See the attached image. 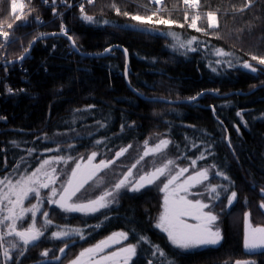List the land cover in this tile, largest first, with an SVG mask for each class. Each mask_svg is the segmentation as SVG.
Here are the masks:
<instances>
[{"label":"trees","instance_id":"16d2710c","mask_svg":"<svg viewBox=\"0 0 264 264\" xmlns=\"http://www.w3.org/2000/svg\"><path fill=\"white\" fill-rule=\"evenodd\" d=\"M16 2L23 4V9L18 8L14 14L11 0H0V31L14 34L16 41L0 49V63L20 58L41 34L61 33L62 25L79 52L73 50L68 38L54 35L35 43L21 61L22 68H17V63L0 67V74L10 71L8 85L0 84V119L4 118L0 122V179L26 168L33 171L50 158L57 162L61 183L80 157L97 152L100 159H113L121 148L132 145L109 171H104L106 187L132 163L147 138H168L170 144L164 156L191 170L208 168L210 179L205 184L223 183L230 190L222 193L221 200L212 207L223 235L217 246L181 253L170 244L167 235L155 227L162 205L159 184L139 192H122L118 203L91 215L63 213L45 201L36 216V227L43 230L41 213L49 212L52 226L46 230L45 238L35 247L17 249L9 247L7 241L18 238L5 236V242L0 244V264H65L82 249L118 230L128 233L127 244L137 245V255L130 264H160L163 258L152 256L151 245H159L175 264H235L237 260L264 264V253L250 254L243 246L244 214H251L254 225H264L260 209L264 202V120L259 119L264 117V65L259 64V58H264V0H198L196 8L184 0H162L160 5L154 0ZM125 12L129 15L125 16ZM209 12L218 18L216 27L209 26ZM16 15L21 16V21L15 19ZM82 15L93 16L98 22H84ZM131 15L152 16L153 24L142 27L175 32L184 41L195 37L193 47L197 50L185 54L184 49H172L171 37L115 26L136 23ZM197 17L196 28L201 31L190 27ZM161 18L174 23L155 25L154 21ZM8 24H13L11 30ZM112 46L127 49L128 68L126 55L118 47L100 57L81 54L102 53ZM217 49L231 55L218 57ZM253 56L258 59L253 60ZM217 60L222 63L216 64ZM225 60L235 66L223 63ZM244 62L259 67L258 72L243 69L240 65ZM211 67L217 71H211ZM9 88L14 94L9 93ZM133 88L140 95L130 90ZM233 91L241 93L222 96ZM202 92L206 93L199 99L184 103L142 98L181 100ZM238 112L242 117L237 116ZM98 122L107 127L98 128ZM97 140L103 143L96 144ZM12 141L18 142L19 148H13ZM188 141L210 143L214 155L205 152L208 158L198 160L192 168L191 160L204 148H193ZM29 150H34L31 155ZM57 157L63 159L57 161ZM213 164L215 169L211 168ZM215 171L224 173L232 184L216 178ZM101 190L88 185L78 198H88ZM231 191L237 192V198L231 207H225ZM48 193L49 189L41 190L42 195ZM36 203L30 197L24 207ZM0 215L3 219L5 212ZM9 223L1 224V232L8 231ZM31 224L29 213L17 221V230ZM57 225L80 228L85 238L48 239L52 232L60 230ZM139 237H147L150 244L139 243ZM65 243L69 247L65 248ZM4 248L9 249V257L3 255ZM61 248L65 252L60 256ZM45 251L47 257L42 255Z\"/></svg>","mask_w":264,"mask_h":264},{"label":"snow or ice","instance_id":"6c2138e0","mask_svg":"<svg viewBox=\"0 0 264 264\" xmlns=\"http://www.w3.org/2000/svg\"><path fill=\"white\" fill-rule=\"evenodd\" d=\"M47 2V0H45ZM154 2L159 3L160 0H154ZM198 0H184L185 4L196 3ZM88 3H92V0H88ZM247 7V5H246ZM23 9V4H17L16 0H11V9L15 14L17 9ZM81 12L83 13V5L80 6ZM119 13V9H117ZM55 14V13H54ZM125 16H128L129 13L125 12ZM156 15V13H153ZM210 27H216V14L213 12L208 13ZM187 18V17H186ZM15 19L21 21V16L16 15ZM82 21L88 23H97L98 21L90 15H82ZM197 18L192 20L190 27L196 28ZM131 20L136 23L125 24V25H115L116 27H122L127 30H136L141 31L148 35H163L165 37H171L174 43L171 45L172 49L179 51L180 49L187 51L195 52L197 49L193 47V42L195 37L187 41L181 40V38L175 32H159L155 27H142L143 25L153 24L152 16L147 18L140 15H131ZM39 22V21H38ZM27 21H22V24H26ZM108 24V21L104 22ZM174 23L168 19H157L154 21L155 25H171ZM21 26V25H17ZM183 27V25H180ZM7 28L11 30L13 24H8ZM197 31L201 29L196 28ZM62 35H66V30L61 26ZM52 35H56L53 33ZM44 34H41V38ZM0 37L3 38L4 43L0 44V49L6 48L9 44L15 43V36L10 35L9 31H0ZM71 41V37H68ZM35 43V40L32 42ZM73 50L79 52V49L76 47L75 42H72ZM29 49L24 50V54L20 57V60L27 58ZM127 53V49H123ZM111 49H107L105 54L110 53ZM86 55V54H85ZM215 55L218 57H227L231 53L225 52L223 49H217ZM253 60H257L258 57L253 56ZM12 63H15L13 61ZM216 64H221V60L215 61ZM223 63H227L230 67L235 65L231 61L225 60ZM259 64L264 65V58H259ZM243 69L255 73L257 69L250 65L247 62H244L240 65ZM211 71L216 72L215 67H211ZM135 92V89H130ZM10 94L12 89H8ZM137 95H140L137 93ZM204 93L198 94L190 99L189 102L197 100L200 96H203ZM149 102L160 101L159 97H142ZM167 102V101H164ZM237 116L242 117V113L238 112ZM260 120H264V117H260ZM222 123V122H221ZM247 126V125H245ZM98 128L107 127L106 124L99 123L97 124ZM124 125L121 126V131L124 129ZM239 132V128L236 129ZM202 135L207 136L206 132H202ZM46 139V138H45ZM193 148H200L203 146L204 151L200 153L195 159L191 160V167L195 168L198 160H205L208 157L205 156V152L209 156L214 155L212 151V145L210 143L200 145L188 141ZM13 148H19V143L16 141L11 142ZM96 144H101L103 141L97 140ZM170 141L168 139H160L159 143L155 144L152 147H149V141H144V151L143 154L137 159L131 168L123 174V177L113 184L111 188L103 191L101 195L95 199L88 200L86 203H76L70 202L73 197L77 196V193L81 192V189L84 188L85 184L88 181L92 180L93 177L97 176V173H100L102 170L109 169L112 165L115 164L116 160L123 156L132 145H128L126 148H121L115 153V157L111 160L105 161L101 160L98 164L92 166L91 170L87 173H81L79 170L81 168L80 164L76 165L71 172V178H69L65 183L61 184L60 189L55 186L58 181V177L54 175L56 169L53 168L51 172L45 171V167L51 165L54 161L45 159L40 164L38 168L34 171H31L30 174L21 175L20 179L12 182L8 177L0 179V184L4 185V188L7 191L0 190V212H5L7 215L3 216V219H0V224H3L4 221H10L7 225V232H0V244L4 243L5 236H14L18 238L16 241H7L9 247L11 248H27L37 246L46 236V230L52 226V221L48 218L49 212L43 211L41 215L44 218L43 230L36 227V216L40 212V209L45 201L49 204L56 206L63 213H80L84 215H91L100 212L102 209H108L113 204L119 202V196L122 192H139L142 189L148 188L153 185L159 186L162 184L163 187L160 189L165 192L164 199V212L158 219L155 227L160 229L163 233L167 234V240L170 244L181 253L188 252L192 249L198 247H208L216 246L221 243L222 233L218 227H216V222L219 217L217 214H214L212 207L215 201H220L222 193H228L229 187L225 184L220 185H211L205 184L209 181V169L202 168L200 170L194 171L192 174L188 175L186 178L181 180V177H184L185 173L189 172L188 167L179 168L175 160L169 159L160 167H155L150 172H143L139 174L138 177L133 176L132 169L136 168L145 157L150 155H163L165 149L168 148ZM69 147H74L70 145ZM229 147L231 144L229 142ZM32 151L29 150V155L32 154ZM98 155L97 152H92L88 156V164L91 165L92 161ZM187 159L188 157H183ZM23 159V158H21ZM62 157H57L56 160H62ZM71 159V157H69ZM19 167V165H17ZM212 169L216 168V165H211ZM79 175V179L77 178ZM214 176L216 178H221L224 181H227L228 185L232 184V181L220 171H215ZM131 178V179H130ZM163 178V179H162ZM98 183H103L102 179L98 178ZM203 185V191L192 192L190 189L196 188L197 186ZM255 188V185H253ZM41 189H49L47 195L41 194ZM264 194V189L261 190ZM184 193V195H181ZM191 194L193 196H205L208 199V203L204 202L202 199H188L187 195ZM30 197H33L37 200L36 204H32L30 207H23L24 201L28 200ZM58 197V198H57ZM237 198V192L231 191L230 195L227 196V205L225 207H231L234 201ZM7 201V206L4 205V202ZM19 207V212L17 208ZM205 209H208L205 211ZM260 209L262 214H264V202L260 204ZM31 214L32 224L24 230H17V221L24 220L26 214ZM251 214L246 212L244 214L245 221V231H244V241L243 246L247 253H255L260 251L264 253V225H253L250 219ZM184 217H188L196 221V223H188ZM60 230L52 232L51 236L48 239H60L64 238H74L78 237L79 239H84L82 230L80 228H71L66 226H56ZM127 232H116L112 233L110 236L106 237L104 240L97 242L95 245L82 250L78 256L71 261V264H130L133 258L137 255V245L129 244L126 247H121L116 251H110L105 253L106 249H109L113 244H119L121 240H127ZM139 243H149L147 237H139ZM69 247L65 243V248ZM65 248H61L60 252L64 253ZM152 256H157V254L163 259L160 261V264H175V261L168 257V254L160 248L159 245H151ZM103 253V254H102ZM24 253L21 252V255ZM3 255L9 257V249L4 248ZM44 257L48 256V251H45L42 254ZM59 259V257H57ZM149 264H152L149 261ZM235 264H256L255 261H239L237 260Z\"/></svg>","mask_w":264,"mask_h":264},{"label":"rangeland","instance_id":"374dc122","mask_svg":"<svg viewBox=\"0 0 264 264\" xmlns=\"http://www.w3.org/2000/svg\"><path fill=\"white\" fill-rule=\"evenodd\" d=\"M161 3H162V0H160V2H159L158 4L160 5ZM194 4H195L194 7L196 8L197 5H198V2H196V3H194ZM190 6L193 7V4H191ZM197 16H198V15H197ZM208 20H209V17H208ZM217 20H218V18H217V16H216V24H217ZM209 24H210V21H209ZM249 64L252 65L253 67H255V68L257 69L256 72H258L259 67H257L256 65H254L253 63H250V62H249ZM256 72H255V73H256ZM161 139H168V138H161ZM146 140L149 141V147H152V146H154L155 144L159 143V140H160V139H158V140H154V139H152V138H147ZM168 140H169V139H168ZM169 141H170V140H169ZM125 148H126V147H125ZM128 150H129V149H128ZM143 151H144V142L141 144L140 149H139V151H138V153H137V156H136L135 159L132 161V163H131L130 165L127 166L126 170H125L121 175H119V177H118V178H117L112 184H110V185H108V186H106V187L104 186L105 176L103 175V173H104V171H109V170L111 169V167H110L109 169H105V170H102L100 173H97V176H96V177H93V179L90 180V181H88V183L85 184V186H84V188L87 187L88 185H91L92 188H98V187H100V188H102L101 191H99V192L96 193L95 195H92V196H90V197H88V198H84V199H79V198H78L79 193H77V196H76V197H73L72 201H70V202L86 203L88 200L95 199L96 197H98L99 195H101L103 191L107 190L108 188H111L115 182H118V181L123 177V174L126 173L127 170H128L129 168H131V166H132L134 163H136L137 159H139V157L143 154ZM165 151H166V149H165ZM165 151H164V153H165ZM127 152H128V151H127ZM127 152H126V153H127ZM91 153H92V152H91ZM91 153H89V154L86 155V156H82V157H80L78 160H76V162L70 167L69 172H68V174H67V177H66V179H65L63 182L59 183V182L57 181V184H56L55 186L58 188V190L60 189L61 184L65 183L69 178H71V172H72V170H73L74 168H76V165H77V164H80V165H81V168H80V170H79L81 173H87L88 171L91 170L92 166L98 164L101 160H105V161L111 160V159H106V158L100 159V158H99V154H98V155L95 157V159L92 161V164L89 165V164H88V156H89ZM126 153H125V154H126ZM125 154H124V155H125ZM124 155H123V156H124ZM121 157H122V156H121ZM121 157H119V158H121ZM119 158H118V159H119ZM118 159H117V160H118ZM169 159H172V160H175V161H176V159H174V158H170V157L168 158L167 156H164V154H163V155L157 154V155H155V156L150 155V156H148V157H145L144 160L141 161L140 164H138L136 168L132 169V171H133V176H134V177H138V175H139V174H142L143 172H150V171H152L155 167H160V166H162V165H163L164 163H166L167 160H169ZM44 160H45V159H44ZM48 160H52V159L48 158ZM42 162H43V161H42ZM42 162H41V163H42ZM41 163H40V164H41ZM177 165H178L179 168H183V167H188V168H189V172H188V173H185V174H184V177H181V180H183L184 178H186L188 175L192 174L194 171H197V170H191L190 166H184V165H179V164H177ZM39 166H40V165H39ZM39 166H38V167H39ZM56 166H57V162H53L51 165L46 166L44 170H45V171H48V172H51V170H52L53 168H55V169H56V172L54 173V175L57 176V177H58V180H59V175H60V174H59V170H57L58 168H57ZM38 167H37V168H38ZM26 169H27V168H26ZM26 169H24V170H22V171H20V172L15 171L14 173H12V174H10L9 176H6V177H8L12 182H15L16 180L20 179V176H21V175H27V174H30V173H31V171H27ZM34 170H35V169H34ZM34 170H33V171H34ZM198 170H200V169H198ZM209 176H210V173H209ZM3 178H4V177H3ZM3 178H1V179H3ZM77 178H78V179L80 178L79 175H78ZM98 178H99V179H102V180H103V183H98ZM130 179H131V178H130ZM162 179H163V178H162ZM0 186H1V187H0V190L7 191V189L4 188V185L0 184ZM162 187H163V185L161 184V188H162ZM84 188H83V189H84ZM203 188H204L203 185H201V186H197L196 188L190 189V193H192V192H198V191H203ZM83 189H81V191H82ZM41 190H44V189H41ZM160 191H161V190H160ZM91 192H94V191L92 190ZM161 193H162L161 212H160V214H159V216H158V218H157L156 223L158 222V219H159V217L161 216V214L164 212V199H165V195H166V193L163 192V191H161ZM88 194H89V192L87 193V195H88ZM181 195H184V193H181ZM57 198H58V197H57ZM187 198H188V199H202L204 202L208 203V201L206 200V198H205L204 196H193V195H191V194H188V195H187ZM25 201H26V200H25ZM25 201H24V202H25ZM4 205L7 206V201L4 202ZM23 207H24V204H23ZM207 210H208V209H205V211H207ZM17 212H19V207L17 208ZM1 213H2V212H0V214H1ZM214 214H215V213H214ZM5 215H7L6 211H5ZM0 219H1V215H0ZM184 219H186L188 223H196V221H194V220L191 219V218L184 217ZM251 222H252V221H251ZM244 224H245V221H244ZM252 224H253V223H252ZM253 225H254V224H253ZM216 227H218V228L220 229L221 233H222L221 227H220V225H219V219H218V221L216 222ZM0 232H1V224H0ZM116 232H121V230L114 231V232H112V233H116ZM123 232H124V231H123ZM112 233H111V234H112ZM111 234L107 235L106 237L110 236ZM165 234H166V233H165ZM166 235H167V234H166ZM106 237L100 239L99 241L104 240ZM222 239H223V235H222ZM99 241H98V242H99ZM221 241H222V240H221ZM96 243H97V242H96ZM96 243H95V244H96ZM95 244H93V245H95ZM93 245H90V246H88V247H86V248H89V247H91V246H93ZM127 245H129V244L126 243V240H121V242H120L119 244H113V245H111V247H110L109 249H106V250H105V253L110 252V251H116V250H118V249L121 248V247H126ZM218 245H219V244H218ZM216 246H217V245H216ZM208 247H209V246H208ZM86 248H84V249H86ZM201 248H205V247H198V248H195V249H201ZM84 249H82V250H84ZM82 250H81V251H82ZM192 250H194V249H192ZM81 251H79L78 254H79ZM257 252H258V251H257ZM62 254H64V253H61V252H60V256H61ZM78 254H77V256H78ZM102 254H103V253H102ZM77 256H75L74 258H72L71 260H69L68 262H66L65 264H71V261H73ZM240 261H246V260H240ZM248 261H251V260H248ZM130 263H131V262H130Z\"/></svg>","mask_w":264,"mask_h":264},{"label":"water","instance_id":"95a60500","mask_svg":"<svg viewBox=\"0 0 264 264\" xmlns=\"http://www.w3.org/2000/svg\"><path fill=\"white\" fill-rule=\"evenodd\" d=\"M53 33H55L56 35H62V34H60V33H56V32H53ZM53 33H49V34H44V36L41 38V36H38V37H36L34 40H35V43L38 41V40H40V39H43V38H48V37H51V36H54V35H52ZM62 36H64V37H66V38H68V37H70L69 35H62ZM69 40V39H68ZM70 41V40H69ZM72 38H71V41H70V44L72 45V47H73V44H72ZM35 43L33 44V43H31V45L29 46V48H30V51L28 52V55L30 54V52H31V50H32V48H33V46L35 45ZM118 46H112V47H109V48H107V49H114V48H117ZM28 48V49H29ZM118 48H121L122 50L124 49L123 47H118ZM106 49V50H107ZM106 50L104 51V52H102V53H98V54H88V53H81V54H83V55H87V56H94V57H100V56H104V55H106L105 54V52H106ZM124 52V51H123ZM125 53V52H124ZM27 55V56H28ZM125 55H126V67L128 68V63H129V55H128V52L127 53H125ZM13 61H15V63H18V62H21V60H20V58H18V59H15V60H11V61H6V62H1L0 63V67H3V66H8V65H13V64H15V63H12ZM23 61V60H22ZM126 68V69H127ZM126 79H127V81H128V77H126ZM134 89V88H133ZM254 89H256V88H254ZM254 89H252V90H250L249 92H251V91H253ZM136 90V89H135ZM135 92H137L138 93V91L136 90ZM202 93H206V92H202ZM234 93H241V92H238V91H233V92H229V93H227V94H223L222 96H229V95H232V94H234ZM140 94V93H139ZM160 98V97H159ZM199 99V98H198ZM160 100L161 101H167L168 103H184V102H189L190 101V99H181V100H171V99H164V98H160Z\"/></svg>","mask_w":264,"mask_h":264},{"label":"built area","instance_id":"2783aa9c","mask_svg":"<svg viewBox=\"0 0 264 264\" xmlns=\"http://www.w3.org/2000/svg\"><path fill=\"white\" fill-rule=\"evenodd\" d=\"M191 4H193V6H194V3H190L189 5H191ZM81 5H79V8ZM22 67H23V65L21 62L17 63V68H22ZM24 72H25V70H24ZM9 74H10V71H7L5 74H0V84L3 83L6 86L8 85L9 81L7 80V78L9 77ZM23 80H24V78L22 79V81ZM3 120H4V118H1L0 122Z\"/></svg>","mask_w":264,"mask_h":264}]
</instances>
